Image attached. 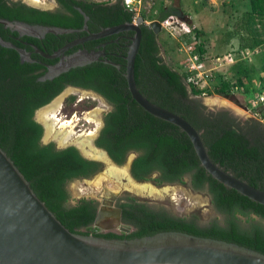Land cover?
<instances>
[{
    "label": "trees",
    "instance_id": "obj_1",
    "mask_svg": "<svg viewBox=\"0 0 264 264\" xmlns=\"http://www.w3.org/2000/svg\"><path fill=\"white\" fill-rule=\"evenodd\" d=\"M57 1L70 15L62 11H41L20 1L0 0V19L80 29L85 23L84 12L89 17V26L98 31L101 27L131 23L136 17V13L126 7L125 0L114 4L88 0ZM248 2L249 10L244 13L245 16L233 26L228 23L230 28L225 34L221 32L222 36L226 35V44L239 41V46L224 55L237 56L236 62L218 66L215 72L212 71L213 77L208 82L218 79V85L210 84L202 88L192 83L193 74L188 73V63L180 64L184 69L182 71L165 60L159 34L146 24L142 26L135 77L137 87L148 100L180 115L201 133L214 163L264 191V124L256 117L243 122L228 111L210 112L200 101L203 95L227 96L238 91L252 96L248 105L257 113L264 114V102L259 101L264 95L261 84L257 90L250 87L253 75L259 71L251 60L255 56H241L244 51H254L264 45V0ZM232 6L235 7V4ZM169 16L168 13L159 20L164 22ZM10 33V29L0 24V37L24 48L20 42L10 39ZM192 34L196 41L191 40V34L185 33L179 48L182 41L188 40V45L193 47L192 56L198 55L201 64L205 55L201 40L203 32L192 28ZM13 35L18 36L17 33ZM51 39L61 44L53 34H48L42 41L44 47L37 39L23 38L38 44L45 52L58 48V45L50 46ZM117 50L120 51L116 52L117 55H122L123 59L110 57V60L122 68L95 62L74 68L53 80L40 81L47 73L46 59L34 55L33 62L22 61L18 51L0 45V146L30 182L37 196L71 232L105 239L132 240L177 231L235 243L264 254V227L256 221H264V205L215 180L201 165L185 132L149 114L133 100L125 77L127 62L124 58L128 48L118 45ZM182 54L189 61L188 54L185 51ZM261 71L264 73V66H261ZM70 86L92 90L113 107L96 141L98 148L105 150L118 165L124 164L128 156L135 153L137 157L132 164V174L138 181L153 180L158 186L185 185L186 178H189L190 186L198 192L206 191L213 206L226 215V226L214 224L201 228L196 222L156 212L129 196L118 204L123 211L124 223L135 229L121 234L98 232L93 225L99 203L95 199L82 198L72 205L68 185L76 180L91 179L102 171L103 164L85 158L75 146L58 149L54 143L43 144L44 128L35 120L38 109Z\"/></svg>",
    "mask_w": 264,
    "mask_h": 264
},
{
    "label": "water",
    "instance_id": "obj_2",
    "mask_svg": "<svg viewBox=\"0 0 264 264\" xmlns=\"http://www.w3.org/2000/svg\"><path fill=\"white\" fill-rule=\"evenodd\" d=\"M82 13L86 18L85 30H87L88 16ZM0 24L20 36L37 39H43L48 34L63 35L75 32L73 29L32 25L7 19H0ZM144 24V17H138L136 22L107 28L101 33L70 44L56 52L54 56L44 54L47 58L59 57L60 61L48 66L47 73L40 78V81L53 80L74 68L104 61L103 58L106 57L104 51L87 49L65 56V52L70 48L108 35L134 32L125 57L127 62L125 77L133 100L149 114L170 122L185 132L193 143L201 165L215 180L264 205V191L251 186L214 163L204 145L201 133L188 121L151 102L140 92L136 83L135 65ZM150 27L157 35L162 31L159 20L153 22ZM0 45L18 51L22 61H34L31 53L16 47L2 37H0ZM37 51L43 54L38 48ZM105 62L120 67L110 60ZM57 140L59 137L56 138ZM87 141L93 150L104 154L107 161L117 168L120 167L105 150L98 148L94 141ZM76 144L71 146L78 148L85 158L96 161L87 156L79 144ZM131 161L128 168L129 175L132 174L134 160ZM103 166H106V163L103 162ZM88 180L90 179H84V181ZM110 195L112 197L109 199L110 202L104 200L101 208L98 209L94 222L98 228L107 219L114 217L119 222L121 217V209L112 207L117 196ZM119 228L122 232H131L130 227L125 228L120 225ZM0 264H264V254L235 243L177 231L161 232L132 240L105 239L71 232L37 196L30 182L0 146Z\"/></svg>",
    "mask_w": 264,
    "mask_h": 264
},
{
    "label": "rangeland",
    "instance_id": "obj_3",
    "mask_svg": "<svg viewBox=\"0 0 264 264\" xmlns=\"http://www.w3.org/2000/svg\"><path fill=\"white\" fill-rule=\"evenodd\" d=\"M24 1L33 4L30 0ZM88 1L104 2L110 0ZM192 1L194 0H140V3H135L134 7L138 10L137 18L145 15V24L148 26H151L153 22L159 20V17H163L168 13L169 17L173 16L175 18L174 25L168 27L163 26V22L159 20L162 24L159 42L165 60L171 62L175 68H179L182 71L184 69L183 67L181 68L182 65L180 66V64L188 62L182 52L179 51V43L182 36L187 33V29L192 30V28L203 32L201 40H203L205 55L201 59V66L199 65L198 67L207 72H215L218 68L216 64L218 62L217 58L221 56L225 58V54L233 52L239 46V41H233L232 45L226 44L224 42L226 35L222 36L221 32L225 34L227 28H230L229 24L233 26V23L245 16L244 13L249 10V2L248 0H195L194 3L190 4ZM161 2H163V5ZM232 4H235V7ZM33 5L36 6V4ZM37 5L46 9H53L56 6L52 0H42V3ZM251 57H253L251 60L257 65L259 71L253 75V83L250 84V87L253 90H257L261 88L259 86L261 84L264 91V80H262L264 73L261 71V66H264V45L257 48V53ZM200 84L202 88L210 84L218 85V79L211 83L204 80ZM251 97L248 94L233 91L227 96L203 95L200 101L210 112L228 111L239 120L246 122L249 118L256 117L255 114L257 113V110L248 105ZM58 101L59 103L56 104ZM55 104L57 106L56 112L50 113L47 117L48 119L43 117L45 113L56 107L54 106ZM111 111L110 104L95 93L89 92L86 94V92L77 88H67L49 104L38 109L35 113V120L44 128L42 143H54L57 148L61 149L76 143L79 144L80 140L86 142L90 140L95 143L105 123L104 115ZM66 122H72V124L65 134L71 130L72 135L68 142L63 143L61 126ZM57 135L60 138L56 141ZM87 145L86 143L79 144L82 150L83 148L92 149L91 145ZM83 151L85 152V150ZM86 155L88 156V153ZM103 157L105 156L103 155ZM136 157L135 153L130 154L126 162L120 165L118 167L119 170L115 171V173H111L110 168L117 167L107 161L106 158H104L105 160L96 158V160L106 163V166H103V172L88 181L76 180L71 182L68 185L71 204L75 205L82 198L95 199L101 204L104 200L112 198L110 194L117 196V201L132 196L138 202L145 204L156 212L167 213L177 219H187L188 221L196 222L201 228H208L214 224L226 226V215L213 206L211 198L206 191H195L190 186L189 178H186L187 184L185 185L167 184L158 186L153 181L142 182L136 180L133 174L129 175V164ZM121 170H126V173L123 174ZM142 185L147 187V189L138 190V187ZM241 219L244 222L246 221L245 218ZM256 221L264 227L263 220L256 219ZM243 225L247 226L246 224ZM93 227L97 228L98 232L103 233L109 231L119 233L121 231L119 222L114 220L110 222L109 219L102 222L100 228L95 227V225ZM123 227H130L131 231L135 229L128 224H124Z\"/></svg>",
    "mask_w": 264,
    "mask_h": 264
},
{
    "label": "flooded vegetation",
    "instance_id": "obj_4",
    "mask_svg": "<svg viewBox=\"0 0 264 264\" xmlns=\"http://www.w3.org/2000/svg\"><path fill=\"white\" fill-rule=\"evenodd\" d=\"M19 1L22 2L23 4L29 6V7H32V8H35V9H39L41 11H52V12H58V11L61 12L62 11L64 14L68 13L70 15L69 12H67L66 10H64V9L61 8L60 3L57 0H52L56 4V6L53 9L40 8V7H38V5L35 6V5L30 4V3H28L27 1H24V0H19ZM117 1L112 2L110 0V1H104V2H108L109 4H114ZM85 20H86V18H85ZM88 22H89V17H88V21H87V30H85V27L86 26H85V23H84V25H83L82 28H80V29H73V30H75L74 33L63 34V35H54L53 34L54 36H56V39L61 44L60 45L57 44L56 40H54V39L49 40V42L51 44L50 46H57L58 45V48L54 49L52 52L42 51L40 49V46L38 44H36L34 42H30V41H24L23 38L25 36L24 37L23 36H20L17 32H14L12 30H11V33L9 34V37H10V39H15V41L20 42V44L24 45V48H21V49H25L27 52L31 53V56L39 55V56H42L44 59H46L48 62H47V64H44V65L47 67L46 70L48 71V66H52V65L57 64L60 61V58L59 57H57V58H47V57L44 56V54L45 55H49V56H54L56 54V52H58L59 50L65 48L67 46H69L70 44H73V43H75V42H77L79 40H82V39H86V38L90 37L93 34L101 33V32H103V30H105L107 28H110V27L102 28L100 26L101 28L98 31H94V29L89 26ZM99 25H101V23ZM15 33H17L18 36H14L13 34H15ZM134 34H135L134 32H131L130 31V32H124V33H119V34L108 35V36H105L103 38L96 39V40L86 41V42H84V44H80V45H77L75 47L70 48L69 50H67L65 52L64 55L65 56H69V55H71L73 53H76V52H78L80 50L87 49V50H90V51L95 50V51H104L105 52L106 57L103 58L104 61L101 60L99 62L106 63L105 61L106 60H110V57L111 58L112 57H114V58H118L119 57V58H122L123 59L122 55L118 56L117 53H116L117 51L120 53V51L117 50V46L118 45H121V47L124 46V48H129L130 44L132 43L131 38L134 36ZM30 38H33V37H30ZM45 38L46 37H44L43 39H37V38H34V39H37V40L41 41L40 42L41 43V46L44 47V43H42V41L45 40ZM37 48L40 49L43 52V54H40L37 51ZM124 60H126V59L124 58ZM110 61H112V60H110ZM112 62H114V61H112ZM106 64H108V63H106ZM117 65L120 66L119 68H122L121 65H119V64H117ZM68 88H75L76 89V87H71V86L68 87ZM77 89L80 90V91L86 92V94H88L89 92H93L96 95H98L100 98H103L101 95H99L98 93H96V92H94L92 90L82 89V88H77ZM111 108L113 109L112 106H111ZM109 113L105 114L104 115V118H106V116ZM104 127H105V123H104V126H103L102 130L104 129ZM102 130L100 131L99 136H100ZM99 136H98V138H99ZM98 138L96 139V141L98 140ZM95 145H96V142H95ZM96 162H100V163L103 164V162L98 161V160H96ZM131 171H132V168H131ZM156 177H157L156 175L153 176L154 179ZM151 181H153V180H151ZM96 201L99 203V209H100L101 206H102V203L100 204V202L98 200H96ZM109 202H110V200H109ZM111 202H112V200H111ZM114 206H115V208L121 209V211H122V208H120L117 200L114 202L113 207ZM109 220H110V222H112V220H114L115 222H117L116 218H114V217L110 218ZM119 222H120L119 223V227H120V225H124L125 224L124 221H123V211L121 213V217L119 218ZM109 232H112V231H109ZM109 232H105V233H109ZM121 233H122V231H120L117 234H121Z\"/></svg>",
    "mask_w": 264,
    "mask_h": 264
},
{
    "label": "built area",
    "instance_id": "obj_5",
    "mask_svg": "<svg viewBox=\"0 0 264 264\" xmlns=\"http://www.w3.org/2000/svg\"><path fill=\"white\" fill-rule=\"evenodd\" d=\"M135 3H140V0H125L126 7L131 9L132 11H134L136 13V17H135L134 22H136V20L138 19L137 18L138 10L136 7H134ZM174 21H175V18L173 16H171L163 22V26H165V27L173 26L175 23ZM186 32L188 34H191V40L196 41L195 35L192 34V30L187 29ZM180 51L182 53L185 51L186 54H188L189 61L184 62L182 64L188 63V66H187L188 67V73L193 74V76L190 79V81H192V83L194 82V84H198L199 86H201V84H200L201 81H204V80L209 81L213 77L212 72L202 71L201 69H199L198 66L199 65L201 66V64L199 63V56L198 55L192 56L193 47L188 45V40L182 41ZM255 53H257V50H255L254 52L247 50V51H244V53H242L241 56H242V58H248V57H251ZM237 60H238L237 56L228 55L225 58L217 59L218 62H216V64H217V66L229 65V64H233ZM259 101L261 103L264 102V95H262L260 97ZM255 116L257 117V119H259L264 124V114L256 113Z\"/></svg>",
    "mask_w": 264,
    "mask_h": 264
},
{
    "label": "bare ground",
    "instance_id": "obj_6",
    "mask_svg": "<svg viewBox=\"0 0 264 264\" xmlns=\"http://www.w3.org/2000/svg\"><path fill=\"white\" fill-rule=\"evenodd\" d=\"M30 2L31 3H33V4H40V3H42V0H30ZM59 103V101L58 102H56V104H58ZM56 104L54 105V106H56ZM52 107V106H51ZM56 110H57V106L56 107H54L52 110H50V111H48L47 113H45V115L43 116V117H48L49 116V114L50 113H53L54 111L56 112ZM43 119V118H42ZM45 119V118H44ZM48 119V118H47ZM49 123V122H48ZM50 124V123H49ZM72 124V122L71 123H63L62 124V126H61V139L63 140V143H66V142H68L69 141V139H70V136L72 135V131L71 130H69V131H67V133L65 134V132H66V130L70 127V125ZM72 129V128H71ZM52 131V130H51ZM57 137H59L60 138V136L59 135H57ZM79 142V141H78ZM84 143H86V144H88V145H90L89 144V142H86V141H81L80 140V143L79 144H84ZM87 145V146H88ZM83 150H85V152H86V154L88 153V156H90V157H93V158H97V159H104L105 157H103V155L104 154H102V153H100V152H98V151H95V150H92V149H89V148H83ZM105 160V159H104ZM119 169L118 168H115V167H113V168H110V171H111V173H115V171H118ZM122 171V173L123 174H125L126 173V170H121ZM120 173V172H119ZM134 185V184H133ZM142 189H147V187H145V186H139L138 187V190H142ZM149 189V188H148ZM148 191V190H147Z\"/></svg>",
    "mask_w": 264,
    "mask_h": 264
},
{
    "label": "clouds",
    "instance_id": "obj_7",
    "mask_svg": "<svg viewBox=\"0 0 264 264\" xmlns=\"http://www.w3.org/2000/svg\"><path fill=\"white\" fill-rule=\"evenodd\" d=\"M96 227V226H95Z\"/></svg>",
    "mask_w": 264,
    "mask_h": 264
}]
</instances>
